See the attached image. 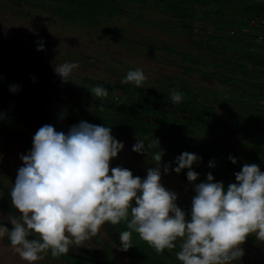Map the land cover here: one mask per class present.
<instances>
[{
    "label": "trees",
    "instance_id": "1",
    "mask_svg": "<svg viewBox=\"0 0 264 264\" xmlns=\"http://www.w3.org/2000/svg\"><path fill=\"white\" fill-rule=\"evenodd\" d=\"M0 1L7 3L12 0ZM19 1L51 13L65 24L90 31L110 30L117 18H131L130 13L134 12L132 8L140 13L160 15L179 26H186L191 29L188 37L192 41L195 29L199 30L201 39L195 42L203 51L217 58L205 59L206 71L189 65H185L183 69L187 72H199L206 81H217L234 93L231 92V96L227 98H220L217 92L216 96H210L209 92L205 93L188 84H179V76H166L156 83L146 80L139 88L121 83L127 73L121 74V78L114 84L90 78H84L81 85L73 80L63 83L61 77L45 66L25 59L21 47L11 43L3 45L0 41V107L9 117L14 118L15 123L18 122L16 117L20 116L22 119L18 124L30 126L34 135L41 126L48 124L45 115L30 108L25 93L21 91L24 88L39 95L47 103H56L58 110L55 115L58 119L67 110L65 118L60 119L62 125L49 123L57 131L64 132L63 125L71 127L81 121L111 127L112 135L117 140L130 143L134 158L140 162L151 161L150 156L148 158L147 155L132 151L133 145L137 143V135L141 139L149 137L146 144L154 138L159 140L164 153L161 169L164 164H171L174 169L178 166V156L183 152L193 153L202 158L192 169L199 174L198 178H207V174L212 173L215 182H223L225 188L236 182L235 173L244 164L255 163L264 171L262 151L253 150L249 155L241 148L225 144L223 136L219 135L230 127L233 133H241L245 137L244 140L237 141L239 144L245 146L254 137L264 146V43L257 41L258 28L251 24L254 19L264 18V0ZM3 7L4 4L1 3L0 8ZM169 48L174 51L172 47ZM184 55L185 62L194 61L191 53ZM10 85H19V91L11 92ZM95 86L109 90L108 97L102 102L95 99L90 92ZM171 89L183 94L182 103L173 105L167 98ZM75 91H82L79 98L84 105H76L70 101ZM218 107L227 110L230 116L228 120L218 117ZM11 138L21 143L24 140V144H33V138L24 130ZM158 150L148 151L151 154ZM258 153L263 154L262 159L257 156ZM229 156L235 157L237 163L233 164ZM212 161H215V167H209ZM115 163L117 164L112 167H126L120 162ZM126 168L134 176H138L131 167ZM187 171L185 169L179 174L171 172L188 180ZM191 204L178 197L177 205L188 214V219ZM105 228L108 236L112 230L116 233V228L111 225H106ZM247 240L257 241L255 236H249ZM132 242L139 251L133 253L132 248L127 252L121 251L131 264H174L176 252L179 251L165 250L163 254H157L139 236L132 238Z\"/></svg>",
    "mask_w": 264,
    "mask_h": 264
},
{
    "label": "clouds",
    "instance_id": "2",
    "mask_svg": "<svg viewBox=\"0 0 264 264\" xmlns=\"http://www.w3.org/2000/svg\"><path fill=\"white\" fill-rule=\"evenodd\" d=\"M38 51L44 45L39 42ZM78 63L54 65L63 83L72 81ZM34 79V78H33ZM147 77L142 69L130 70L125 85L142 87ZM10 85V91H19ZM93 97L103 101L109 90L95 86ZM173 105L182 103L183 94L171 89ZM67 110L61 113L63 120ZM137 135L132 151L150 156L156 167L147 169L146 178L134 176L126 167L111 166L125 145L112 135V128L81 121L67 133L50 124L41 126L33 136V146L21 155L10 188L11 206L16 213L0 215V238L5 235L10 247L27 264H37L51 254L53 259L67 255L72 247L100 234L102 228L126 223L119 231L122 252L130 250L133 233L157 254L171 252L179 245L176 259L180 264H238L249 236L264 243V171L255 164H244L235 173V183L227 188L215 182L212 173L205 182L195 183L199 174L193 166L202 161L196 154L183 152L163 173L179 174L187 169V179L194 185L190 219L177 205L178 195L161 183L163 150L158 139ZM159 149L151 154L148 150ZM233 164L237 160L229 156ZM215 167V161L209 163ZM134 202V203H133ZM11 224V229L2 221Z\"/></svg>",
    "mask_w": 264,
    "mask_h": 264
},
{
    "label": "rangeland",
    "instance_id": "3",
    "mask_svg": "<svg viewBox=\"0 0 264 264\" xmlns=\"http://www.w3.org/2000/svg\"><path fill=\"white\" fill-rule=\"evenodd\" d=\"M1 3L4 4L3 9L0 8L1 43L3 45L11 43L21 47L25 59L45 66L54 74H56L54 71L56 64L78 63L80 67L74 71L72 80L79 85L82 84L84 78L114 84L121 78V74H126L130 69H142L147 77L146 80L152 83L161 81L166 76L173 78L179 76L181 80L178 81L179 84H188L205 93L209 92L210 96H216L217 92L220 98H227L233 92L229 87L217 81H206L199 72H187L183 69L185 65H189L206 71L205 59H216L217 57L203 51L195 42L201 39L199 35L201 31L195 29L194 41L189 40L188 34L191 29L179 26L176 22L162 18L160 15H153L149 12L140 13L139 10L132 8L134 12L130 13L131 18H117L110 30L90 31L65 24L51 13L19 0L7 3L0 1ZM224 32L228 33L226 30ZM39 42L43 43L45 50H37ZM169 47H172L174 51H171ZM186 53H191L194 61L185 62L183 58ZM21 91L25 93L30 108L37 109L45 115L46 123L63 124L55 115L58 110L56 103H47L39 95L26 91L24 88ZM80 95L82 91H75L70 101L76 105H84L79 98ZM217 115L221 119L230 118L227 110L222 107L217 108ZM16 119L19 122L22 118L17 116ZM18 122L15 123L14 118L9 117L8 113L0 107V215L5 218L16 213L11 206L10 188L15 183L18 169L23 165L20 156L27 155L33 146V144H24V140L21 143L11 138L12 135L17 136L23 130L31 138L34 136L30 126L18 124ZM63 128L65 133L70 129L66 124ZM219 135L223 136L225 144L241 148L249 155L253 150L264 153V146L254 137L249 139L245 146L239 144L237 141L244 140L245 137L241 133H233L230 127L220 132ZM123 144L124 149L117 158L111 161V166L116 165L115 162H120L126 167H131L141 178H146L147 169L154 168L156 165L151 162L138 161L131 152L130 143L125 141ZM257 156L260 159L263 158L262 153H258ZM205 181L206 177L202 176L195 183ZM161 183L166 189L177 193L178 197L192 203V197L195 195L194 185L188 180L172 172L165 174L162 170ZM5 222L7 223L6 220ZM121 224L122 226H115L116 235H119V231L127 230L126 223ZM137 236L133 233L132 238ZM118 246H120V241L113 242L104 227L100 234L85 242L83 247H72L69 252L87 259L105 260L107 264H130L131 262L124 257ZM178 246L176 249H179ZM242 247L245 257L257 264H264V243L247 240ZM176 249L173 252H176ZM131 251L134 253L139 250L134 244ZM173 263L180 264L177 259ZM0 264H27L11 249L10 240L6 235L0 238ZM37 264L98 263L69 255L53 259L49 252L45 259L38 261Z\"/></svg>",
    "mask_w": 264,
    "mask_h": 264
},
{
    "label": "built area",
    "instance_id": "4",
    "mask_svg": "<svg viewBox=\"0 0 264 264\" xmlns=\"http://www.w3.org/2000/svg\"><path fill=\"white\" fill-rule=\"evenodd\" d=\"M251 24L258 28L256 32L257 41L260 43H264V18L254 19Z\"/></svg>",
    "mask_w": 264,
    "mask_h": 264
},
{
    "label": "flooded vegetation",
    "instance_id": "5",
    "mask_svg": "<svg viewBox=\"0 0 264 264\" xmlns=\"http://www.w3.org/2000/svg\"><path fill=\"white\" fill-rule=\"evenodd\" d=\"M109 233H110L109 237H110L111 240H113V242L116 243L117 241L120 240L118 235H116V233L113 230L110 231ZM238 264H257V263H255V262L251 261L249 258L243 256L241 258V260L238 262Z\"/></svg>",
    "mask_w": 264,
    "mask_h": 264
},
{
    "label": "water",
    "instance_id": "6",
    "mask_svg": "<svg viewBox=\"0 0 264 264\" xmlns=\"http://www.w3.org/2000/svg\"><path fill=\"white\" fill-rule=\"evenodd\" d=\"M7 227H9L11 229V225H9L8 223H6L5 221H2ZM67 255L69 256H72V257H75V258H78V259H83V260H86V261H90V262H94V263H98V264H107L105 263L104 261H101V260H93V259H87V258H84V257H81L79 255H76V254H73V253H68Z\"/></svg>",
    "mask_w": 264,
    "mask_h": 264
}]
</instances>
